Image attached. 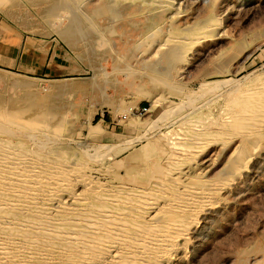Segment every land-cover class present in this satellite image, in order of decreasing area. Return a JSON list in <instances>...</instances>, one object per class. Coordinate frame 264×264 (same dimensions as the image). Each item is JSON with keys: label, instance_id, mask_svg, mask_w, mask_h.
Segmentation results:
<instances>
[{"label": "rangeland", "instance_id": "1", "mask_svg": "<svg viewBox=\"0 0 264 264\" xmlns=\"http://www.w3.org/2000/svg\"><path fill=\"white\" fill-rule=\"evenodd\" d=\"M8 1L12 6L20 3L37 25L27 30L11 17L15 23L38 37L57 38L70 51L78 72L65 79L41 80L0 69V124L16 133H33L28 141L32 148L41 145L40 151L62 153L68 164L78 166L82 160L81 171L90 173L108 191L116 192L123 184L140 185L136 179H154L156 173L151 172L156 163L152 148L146 147L148 143L161 141V135L166 133H181L177 117L187 115L193 108L201 111L204 125H214L238 109L227 104V93L233 86L237 82L245 86L248 80L264 73V0H146L139 5L141 20L130 35L123 36L121 46L114 33L123 18L122 7L102 11L104 21L96 23V27L78 29L74 27L80 15L92 16L102 10L98 0H79L72 9L50 11L51 21L27 0ZM211 9L213 20L207 13ZM196 26L200 27L198 32L193 28ZM174 28L196 31L187 48L165 40ZM202 33L206 35L200 36ZM110 47L115 48L113 53ZM137 73L163 78L164 86L152 90L163 95L158 104L152 106L151 99L142 95L144 85ZM203 81L209 86L205 87ZM26 82L36 83V87L24 90ZM166 87H175L176 93L168 92ZM5 117H10L11 122ZM18 118L34 120L38 126L36 122L26 128L10 125ZM151 120L156 121L146 125ZM54 125H60V130ZM93 126L98 128L90 133ZM261 127L252 146L245 142L238 168H234L236 154L231 152L239 139L237 133L228 139L222 133L214 135L195 155L200 164H208L204 177L221 180L223 186L208 207L193 215L186 246L173 254L168 264H241L253 258L263 259L264 264V255L258 251L259 244L264 243ZM144 128V136L138 137ZM52 134L59 136L54 138Z\"/></svg>", "mask_w": 264, "mask_h": 264}, {"label": "bare ground", "instance_id": "2", "mask_svg": "<svg viewBox=\"0 0 264 264\" xmlns=\"http://www.w3.org/2000/svg\"><path fill=\"white\" fill-rule=\"evenodd\" d=\"M98 1L102 10L92 16L80 15L76 22L74 21V28L96 27V23L104 21L102 11L111 12L117 7H122L123 18L114 33L118 45L121 46L123 36L130 35L141 20L139 5L146 0ZM7 2L9 1L0 0L2 11L15 18L27 30L36 27V22L20 3L15 2L12 6ZM27 2L51 21L50 11L59 8L72 9L79 0ZM207 13L209 20H213V10ZM215 23L217 21H214ZM193 28L197 31L200 27ZM193 28L187 31L174 28L170 35L165 36V40H173L182 45V48H187L196 32ZM204 35L206 34L202 33L200 36ZM109 50L113 51L112 48ZM137 74L142 78L139 79L144 85V88H141L142 95L151 99L152 106L158 104L163 95L154 94L152 90L155 86H164L163 78ZM35 84L26 82L24 90L36 87ZM209 84L204 83L205 87ZM174 88L168 87V92L176 93ZM227 94V104L237 107V110L220 119L218 113L216 117L219 121H213L215 124L212 126L204 125L205 120L198 108L185 113L187 115L178 116L181 133L163 134L161 141L150 142L146 146L148 149L149 146L152 148L153 160L156 163L151 172L156 173L154 179H136L140 185H135L133 181L134 185L123 184L116 192L102 188L90 173L84 174L79 167L82 160L78 166L71 162L68 164L64 162L62 153L47 152L44 149L40 151L41 145L32 148L28 141L33 133H16L13 128L6 129L0 124V264H168L173 254L180 248L183 250L189 234L188 223L193 219V215L209 206L214 194L219 192L218 189L223 184L221 180L218 182L204 177L208 164H200L195 155L214 135L222 133L224 139H228L237 133L239 139L231 146V152L236 154L237 165L234 163V168H238L245 142L252 146L259 128L264 127V73L248 80L245 86L237 82ZM158 117L160 120V116ZM7 119L5 123L9 120ZM154 121L156 120H151L146 125ZM35 122L19 121L18 118L16 123L10 125L16 124L26 128L34 126ZM36 125L38 126L37 122ZM56 125L54 126L57 128L60 126ZM97 128L91 127L90 133H94ZM57 130L59 131L60 127ZM144 130L145 128L138 133V137L144 136ZM55 135L54 138L59 136ZM84 161L86 164L87 161ZM258 251L261 252L260 256L264 255V243L259 244ZM262 263L263 259L257 258L241 262Z\"/></svg>", "mask_w": 264, "mask_h": 264}, {"label": "crops", "instance_id": "3", "mask_svg": "<svg viewBox=\"0 0 264 264\" xmlns=\"http://www.w3.org/2000/svg\"><path fill=\"white\" fill-rule=\"evenodd\" d=\"M0 69L41 80L77 74L70 51L55 37H38L0 10Z\"/></svg>", "mask_w": 264, "mask_h": 264}, {"label": "built area", "instance_id": "4", "mask_svg": "<svg viewBox=\"0 0 264 264\" xmlns=\"http://www.w3.org/2000/svg\"><path fill=\"white\" fill-rule=\"evenodd\" d=\"M145 107L143 106L142 109H144Z\"/></svg>", "mask_w": 264, "mask_h": 264}]
</instances>
